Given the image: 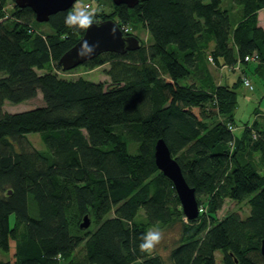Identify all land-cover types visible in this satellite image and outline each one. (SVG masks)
I'll return each mask as SVG.
<instances>
[{
    "label": "trees",
    "instance_id": "1",
    "mask_svg": "<svg viewBox=\"0 0 264 264\" xmlns=\"http://www.w3.org/2000/svg\"><path fill=\"white\" fill-rule=\"evenodd\" d=\"M113 6L95 21L114 19L126 35L127 25L140 22L152 40L83 64L118 66L106 85L58 72L60 57L85 32L64 23L71 9L38 22L30 7L0 0V248L8 252L15 241L14 259L0 264H216L218 250L224 264H264V172L251 159L258 153L264 164V124L247 122L241 134L229 127L239 80L218 83L209 67L248 64L245 56L257 53L264 78V0H233L230 8L222 0ZM38 92L41 105L4 110L6 100ZM30 132L40 133L47 152L27 139ZM159 138L196 189L203 210L193 219L156 165ZM227 199L247 201L249 214L219 219ZM86 215L91 223L83 228ZM153 226L175 234L168 255L139 249Z\"/></svg>",
    "mask_w": 264,
    "mask_h": 264
},
{
    "label": "rangeland",
    "instance_id": "2",
    "mask_svg": "<svg viewBox=\"0 0 264 264\" xmlns=\"http://www.w3.org/2000/svg\"><path fill=\"white\" fill-rule=\"evenodd\" d=\"M15 0H5V3L11 2ZM91 1V8L88 10L93 13L94 19L95 18H102L106 14H111L115 11V8L113 6L112 0H77L73 7L71 8V11L78 9L80 7H84L85 2ZM233 3V0H222V6L226 8H230ZM7 6V5H6ZM10 8V7H8ZM128 31H130L133 35H136L140 38V40L148 44V42H151L152 38L147 31L143 27V25L140 22H136L135 25H127ZM43 31H48L49 27L47 25H44L40 27ZM123 61V60H122ZM253 61V60H252ZM210 69L212 70V73L214 74L215 78L219 79L221 78V71L216 69V66L212 63L209 64ZM109 70L112 72H116L118 70V66H115L112 61H107L104 64L91 68L86 65H79L73 69L70 70H64L60 69L58 72L61 76H64L66 78H79L84 77L87 79H90L92 81L96 82H104L106 85H109L112 82V77L109 74ZM232 76L235 78L236 74L234 72H231ZM237 78V77H236ZM217 79V80H218ZM252 81L253 89L247 88L243 85H241V82L243 81L242 78L238 81V87L237 91L239 93V97L241 100L239 101V105H237L235 109V118L239 126H242L243 123H245L247 120H252L255 117L254 111L256 109L263 110L264 111V81L260 78L254 76L250 78ZM242 80V81H241ZM184 82L190 83L193 81V78L187 77L183 79ZM246 92V93H245ZM245 93V94H244ZM239 98V99H240ZM43 103V98L41 92H38V94L30 99L23 100L21 102H12V101H5L4 104V110L9 112H19L23 110H28L34 107H37ZM213 119H210L209 124L212 125L215 121H212ZM219 120V119H217ZM246 124V123H245ZM244 124V125H245ZM234 126V131L236 134L240 133V129H236L235 123H232ZM27 139L39 150L47 152V147L45 143L43 142L41 135L39 132H30L27 135ZM132 150H135V146L132 145ZM259 154H255L251 157L253 161L256 163V165L264 172V164L259 160ZM206 206V204H205ZM205 210H207V207H205ZM231 211H238L242 217H246L250 212V206L247 201L243 202H237L231 199H227L224 203L223 207L217 212V217L220 219L224 217L227 213ZM144 210L141 209L139 213V218L144 217ZM13 223V217L11 219ZM93 225H91V228ZM150 228H159L162 232V239L159 243L156 244L154 248L158 249L163 255H168L169 246L171 244V241L173 240L175 234L173 232L165 231L163 228L158 226H153ZM11 249L8 252H4L0 248V259L3 260H13L14 259V251H15V241L11 240ZM76 255L81 260L85 259L86 252L83 247H80L76 252ZM216 257V264H224V255L221 250L216 251L215 253ZM61 264V263H60ZM63 264V262H62Z\"/></svg>",
    "mask_w": 264,
    "mask_h": 264
},
{
    "label": "water",
    "instance_id": "3",
    "mask_svg": "<svg viewBox=\"0 0 264 264\" xmlns=\"http://www.w3.org/2000/svg\"><path fill=\"white\" fill-rule=\"evenodd\" d=\"M77 0H15L19 7H30L38 22H45L59 12L69 10ZM115 5L126 4L134 7L139 0H112ZM88 41L94 46V51L87 46H81L82 41ZM140 39L136 35H126L118 22L108 18L95 21L87 28L81 38L68 49L59 59V65L64 70L73 69L105 52L125 54L127 51L140 47ZM77 49L80 50L79 55ZM155 162L159 170L172 182L181 201L182 209L188 219L199 215L200 209L196 196V189L186 180L178 160L163 138H159L155 144ZM91 221L86 215L81 227H89ZM261 251L264 255V239L261 242Z\"/></svg>",
    "mask_w": 264,
    "mask_h": 264
},
{
    "label": "clouds",
    "instance_id": "4",
    "mask_svg": "<svg viewBox=\"0 0 264 264\" xmlns=\"http://www.w3.org/2000/svg\"><path fill=\"white\" fill-rule=\"evenodd\" d=\"M64 23L73 28L74 30H86L95 23L94 15L85 7H80L69 12L64 17ZM81 46H87L89 49L94 51V46L89 44L88 41H82ZM80 50L77 49L79 55ZM162 239V232L159 228H149L145 233L142 234V239L139 243V249L141 251H149L153 249L157 243Z\"/></svg>",
    "mask_w": 264,
    "mask_h": 264
},
{
    "label": "crops",
    "instance_id": "5",
    "mask_svg": "<svg viewBox=\"0 0 264 264\" xmlns=\"http://www.w3.org/2000/svg\"><path fill=\"white\" fill-rule=\"evenodd\" d=\"M234 11H235V13L238 14V16L240 15V10L237 7L234 9ZM258 19H259V25L264 28V8L263 9H260L258 11ZM257 65H258V61H251L248 64H242L239 68H231V67H229L227 65L220 66V67H218L216 69H218L219 71H221V73H222L221 75L222 76H221V78L219 77V79L217 77L218 80L216 79V81L218 83L219 82H222V83L227 84V85H234L239 80L240 77L242 78V76H244L243 74H245V73L243 72V70H245L249 74L248 77L252 78V77L256 76V77H258V78H260L261 80L264 81V78H262L260 76L258 70L256 69ZM231 72H234L236 74V77L237 78L236 77L234 78L232 76V73ZM241 73H243L242 76H241ZM241 85H243L246 90H247V88H249V87H246L244 85V83H242V82H241ZM249 89L251 90V88H249ZM240 100H241V98L239 99V101ZM254 113H255V117L252 120L251 119L250 120H247L245 123L248 122L249 124H251L254 121H258L259 123L264 124V111L263 110L256 109L254 111ZM245 123H243L242 126H239V124L237 123V121L235 122L236 129L237 128L240 129V133H238V134H241L243 132V129H244V126H245L244 124Z\"/></svg>",
    "mask_w": 264,
    "mask_h": 264
},
{
    "label": "built area",
    "instance_id": "6",
    "mask_svg": "<svg viewBox=\"0 0 264 264\" xmlns=\"http://www.w3.org/2000/svg\"><path fill=\"white\" fill-rule=\"evenodd\" d=\"M93 1H95V0H93ZM91 3H92L91 1L85 2L84 7L87 8V9L91 8ZM126 30H128V29L126 28ZM210 60L212 61V57H210ZM245 60H247V61H252V60L253 61H257L258 60V54L257 53H253L251 55H246L245 56ZM239 67H240V63L236 64L234 68H239ZM242 80H243V83H244V85L246 87H249V88L253 89V85H252V81H251L250 77H248V76H246L244 74V76H242ZM229 127L232 130L235 129L234 126L231 123H229ZM201 210H203V208H200V211Z\"/></svg>",
    "mask_w": 264,
    "mask_h": 264
}]
</instances>
